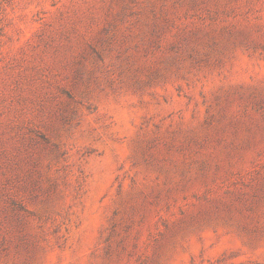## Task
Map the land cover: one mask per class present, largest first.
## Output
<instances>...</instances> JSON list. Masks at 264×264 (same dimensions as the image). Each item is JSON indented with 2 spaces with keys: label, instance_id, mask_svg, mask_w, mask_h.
<instances>
[{
  "label": "rangeland",
  "instance_id": "1",
  "mask_svg": "<svg viewBox=\"0 0 264 264\" xmlns=\"http://www.w3.org/2000/svg\"><path fill=\"white\" fill-rule=\"evenodd\" d=\"M0 264H264V0H0Z\"/></svg>",
  "mask_w": 264,
  "mask_h": 264
}]
</instances>
